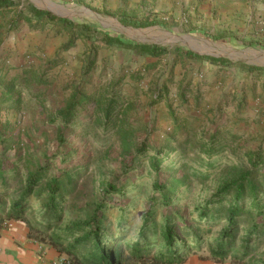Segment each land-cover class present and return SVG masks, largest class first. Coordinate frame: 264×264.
<instances>
[{"label":"rangeland","instance_id":"rangeland-1","mask_svg":"<svg viewBox=\"0 0 264 264\" xmlns=\"http://www.w3.org/2000/svg\"><path fill=\"white\" fill-rule=\"evenodd\" d=\"M15 1L0 8V159L12 198L42 179L27 215L34 237L49 241L47 182L67 173L63 213L49 218L55 230L87 221L88 208L105 200V232L117 231L121 207L131 220L125 242L137 239L150 206L159 220L179 213L186 225L178 232L192 233L199 208L249 176L264 206V0ZM34 7L71 24L37 17ZM107 33L166 49L151 56ZM157 182L179 190L168 209ZM110 183L112 194L103 191ZM257 220L264 224V211ZM225 224L199 252L209 253ZM227 262L264 264V236L252 255Z\"/></svg>","mask_w":264,"mask_h":264},{"label":"trees","instance_id":"trees-1","mask_svg":"<svg viewBox=\"0 0 264 264\" xmlns=\"http://www.w3.org/2000/svg\"><path fill=\"white\" fill-rule=\"evenodd\" d=\"M15 4V0H0V8L14 7ZM32 11L37 17H48L54 21L71 24L67 18H60L47 10L34 7ZM120 21L124 25L133 27H148L157 24L156 21L148 19L121 18ZM203 33L205 34V32ZM106 38L108 41L151 56H160L166 49L161 45L125 40L120 35L111 36L107 33ZM188 54L197 59L204 57L213 63L225 64L228 62L224 57L201 56L194 52H188ZM159 154H161L160 151L154 156L152 162L154 169H158L161 162ZM6 174L4 161L0 159V228L9 221H27V215L32 205V194L36 185L38 186L35 183L42 180L39 176L31 177L22 194L18 198H12L10 197L11 190ZM63 177L65 178L54 177L47 182L50 198L44 214V220L48 223L44 227L46 230L52 229L53 231L46 243L57 248L69 264H182L187 261L190 255L199 252L207 238L212 236L213 228L218 226L221 221L226 224L215 237L214 244L210 245L208 255L214 261L224 263L227 262L228 258H236L239 255L243 258L252 255L254 251L259 249L261 239L264 236V224L257 220L258 216H263L264 206L261 203V198L259 199L258 185L251 176L245 178V175L243 177V179L245 178L244 182H235L232 185L223 186L220 192L211 198L210 203L201 206L199 218L195 220L199 226L190 234L182 235L178 232L186 225L179 213L175 212L173 216L168 213L163 214L162 220H159V210L151 206L148 207L144 213L139 236L130 242H125L129 237L125 233L126 226L131 220L122 207L117 231L109 233L103 230V224L108 220L107 201L105 200L93 203L89 207L90 209L88 208L87 221L68 224L63 229L57 227L58 229L55 230V225L52 226L49 218L51 217L52 221L55 218H61L63 208L58 203V199L65 200L66 187L72 182V174L67 173ZM177 185L180 186L178 183ZM155 186L162 197V199L157 200L158 203L162 208L168 209L172 197L176 196L179 190H176L175 187L171 188L173 189V194H171L170 188L166 187L165 184L157 182ZM233 186L236 187L231 188ZM103 191L112 194L117 190L115 185L110 183ZM229 194L234 195L232 199L227 201ZM244 227H247V230L241 237Z\"/></svg>","mask_w":264,"mask_h":264},{"label":"crops","instance_id":"crops-1","mask_svg":"<svg viewBox=\"0 0 264 264\" xmlns=\"http://www.w3.org/2000/svg\"><path fill=\"white\" fill-rule=\"evenodd\" d=\"M24 33L27 40L30 37L28 29ZM0 264H64V257L53 245L33 237L26 220H14L0 228ZM182 264L231 263H219L208 254L198 252Z\"/></svg>","mask_w":264,"mask_h":264},{"label":"built area","instance_id":"built-area-1","mask_svg":"<svg viewBox=\"0 0 264 264\" xmlns=\"http://www.w3.org/2000/svg\"><path fill=\"white\" fill-rule=\"evenodd\" d=\"M64 264H69V262H67V261L64 260Z\"/></svg>","mask_w":264,"mask_h":264}]
</instances>
